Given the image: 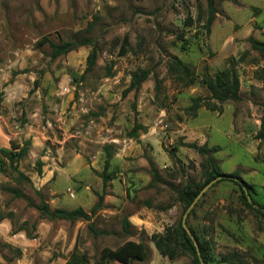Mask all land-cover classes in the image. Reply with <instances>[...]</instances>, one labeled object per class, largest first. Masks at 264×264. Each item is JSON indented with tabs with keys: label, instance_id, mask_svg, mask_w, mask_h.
Wrapping results in <instances>:
<instances>
[{
	"label": "rangeland",
	"instance_id": "1",
	"mask_svg": "<svg viewBox=\"0 0 264 264\" xmlns=\"http://www.w3.org/2000/svg\"><path fill=\"white\" fill-rule=\"evenodd\" d=\"M216 8L207 32V0H0V147L29 142L17 167L31 180L18 181L0 154L1 186L27 197L0 189V264H66L74 254L77 264H123L107 252L128 241L143 242L150 254L130 264H191L187 255L162 256L151 241L183 219L188 208L177 190L203 180V157L186 143L218 146L212 156L220 170L238 172L264 203V55L249 42L264 41V0H216ZM84 37L98 48L92 71L90 46L52 57L49 42ZM246 51L236 65L242 99L224 103L221 113L203 107L188 115L193 97L209 96L204 75L215 77ZM171 56L191 68L192 84L170 74ZM139 69L151 73L138 92H127ZM136 122L146 129L131 137ZM150 161L161 181L153 180ZM224 179L198 198L186 221L211 264L233 252L264 264V216ZM101 194L91 221H50L30 205L44 200L51 209L91 214ZM90 222L107 233L95 236Z\"/></svg>",
	"mask_w": 264,
	"mask_h": 264
},
{
	"label": "trees",
	"instance_id": "2",
	"mask_svg": "<svg viewBox=\"0 0 264 264\" xmlns=\"http://www.w3.org/2000/svg\"><path fill=\"white\" fill-rule=\"evenodd\" d=\"M234 4L238 3V0H228ZM207 19L205 23V28L207 32H210L211 25L216 18L217 8L216 0H207ZM185 24L191 26L193 24L191 18H188L185 21ZM251 49L257 51L260 55H264V41H260L254 37L249 38ZM52 49V57L57 58L62 55H66L72 51L77 50L83 46H90L91 51L87 57V68L86 72L92 71L96 66V60L98 57V48L96 42L92 39L84 37L77 41H65L61 43L49 42ZM249 52H244L239 58L231 57L227 61L226 67L217 73L215 77L205 74L202 83L206 86L209 91V96L203 97H193L191 99V104L187 108L188 115L196 117L199 109L206 108L210 111L221 113L223 110V104L228 101H240L242 99L240 93V80L236 71V65L243 62ZM124 54V51L123 53ZM168 70L170 74L176 77L179 81L184 82L185 85H190L194 82V76L192 74L191 68L185 64L179 57L171 56V60L168 64ZM263 71V70H262ZM149 70L139 69L131 76L130 85L127 89L128 91L138 92L142 83L146 81L150 75ZM126 93V92H125ZM264 107V103H263ZM145 126L139 123H135L134 127L130 131L129 135L134 137L137 135L139 130H145ZM260 139H264V114L261 118V130L258 134ZM29 142H26L20 148H14L12 150H7L6 148L0 147V154L9 161L10 166L13 168L14 173H16V179L22 182L31 183V180L17 167V162L24 158L29 151ZM188 148H191L203 157V162L201 163L202 177L203 180L199 182H188L182 189L177 190V200L184 205V211L195 201L196 197L203 190V188L208 185L214 179L227 175L230 178V181L233 182L239 188V198L243 204L260 213L264 216V203H259L254 195L257 193L255 187L252 184L246 182L238 172L231 174H226L220 170V167L212 156L213 153L219 151L218 146L209 147L207 144L198 145L196 143H186L183 144ZM151 164V174L153 180L161 181L162 177L159 174L157 168L150 161ZM109 161L107 162V166ZM5 168V161H0V170ZM38 172L41 173V168L38 169ZM102 178L104 184H106L110 177L106 174V170L102 173ZM225 179H222V181ZM0 189L8 191L14 195L16 198L27 199L26 195L18 188L13 187H4L0 184ZM249 198L252 202H249ZM104 201V195H99V201L92 208L91 214L87 213L82 207H78L72 210L56 208L51 209L49 204L42 200L40 204L36 205L30 203V205L37 209L39 216L50 221L55 220H65L69 222H75L78 220L91 221L92 214H95L96 211L102 206ZM256 205V206H255ZM195 210H192L190 215H194ZM190 231L196 238L199 248L203 257L205 264L213 263V258H211L205 251L204 245L201 242L200 237L197 235L195 230L188 225ZM89 230L95 235L100 236L106 234L107 232L103 230H97L92 222L89 223ZM123 229L126 233H130L131 223L128 219L123 221ZM151 241L154 243L158 252L169 258L170 260H175L181 256L187 255L191 259V264H201L197 255L196 247L187 233L182 224V219L173 227H167L164 233H156L151 236ZM107 255L110 258H115L123 264H130L133 261L145 262L149 259V250L148 247L143 242H133L128 241L123 246L118 248L114 252H107ZM78 256L72 255V260L68 261L66 264H77ZM216 264H246L242 256L238 252H233L232 254L223 255L220 257Z\"/></svg>",
	"mask_w": 264,
	"mask_h": 264
},
{
	"label": "water",
	"instance_id": "3",
	"mask_svg": "<svg viewBox=\"0 0 264 264\" xmlns=\"http://www.w3.org/2000/svg\"><path fill=\"white\" fill-rule=\"evenodd\" d=\"M224 178H232L230 176H227V175H223V176H220L216 179H214L213 181H211L208 185H206L203 190L199 193V195L196 197L195 201L188 207V209L186 210L184 216H183V219H182V224H183V227L185 228V230L187 231V233L190 235L195 247H196V251H197V255H198V258L200 260V263L201 264H205L204 260H203V257H202V254H201V251H200V248H199V244L196 240V238L194 237V235L192 234V232L190 231L189 227L187 226L186 224V217L188 216V214L190 213V211L192 210L193 206L195 205L196 201L198 200V198L205 194L206 190L211 187L214 183H216L217 181L221 180V179H224ZM249 202L251 203L252 200L249 198ZM256 206V205H255Z\"/></svg>",
	"mask_w": 264,
	"mask_h": 264
},
{
	"label": "crops",
	"instance_id": "4",
	"mask_svg": "<svg viewBox=\"0 0 264 264\" xmlns=\"http://www.w3.org/2000/svg\"><path fill=\"white\" fill-rule=\"evenodd\" d=\"M252 8H254V7H252ZM257 19V18H256ZM255 20V19H254Z\"/></svg>",
	"mask_w": 264,
	"mask_h": 264
}]
</instances>
